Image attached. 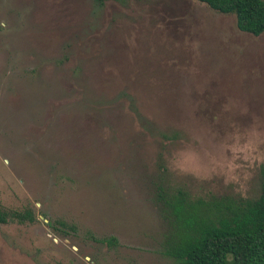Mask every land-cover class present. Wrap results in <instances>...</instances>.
<instances>
[{
	"label": "rangeland",
	"instance_id": "obj_1",
	"mask_svg": "<svg viewBox=\"0 0 264 264\" xmlns=\"http://www.w3.org/2000/svg\"><path fill=\"white\" fill-rule=\"evenodd\" d=\"M159 155L193 194L258 193L264 35L197 0H0V204L35 214L0 264H174Z\"/></svg>",
	"mask_w": 264,
	"mask_h": 264
},
{
	"label": "trees",
	"instance_id": "obj_2",
	"mask_svg": "<svg viewBox=\"0 0 264 264\" xmlns=\"http://www.w3.org/2000/svg\"><path fill=\"white\" fill-rule=\"evenodd\" d=\"M97 1L102 4L104 0ZM197 1L217 13L232 15L240 32L264 35V0ZM160 156L152 182L168 224L163 252L174 264H264V163L258 168L256 195H200L172 183ZM34 220L29 207L10 209L0 204V223ZM101 242L108 246L117 243L114 237Z\"/></svg>",
	"mask_w": 264,
	"mask_h": 264
}]
</instances>
